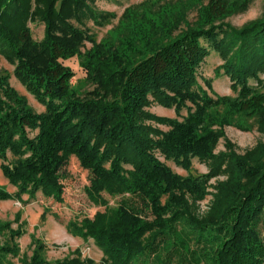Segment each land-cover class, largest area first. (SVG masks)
Returning a JSON list of instances; mask_svg holds the SVG:
<instances>
[{"label": "trees", "instance_id": "obj_1", "mask_svg": "<svg viewBox=\"0 0 264 264\" xmlns=\"http://www.w3.org/2000/svg\"><path fill=\"white\" fill-rule=\"evenodd\" d=\"M192 1L199 3L193 22L169 0L131 5L97 41L84 20L102 25L114 14L95 9L94 0H0V55L43 107L35 110L10 84L9 71H0V171L16 188L0 186V200L26 204L40 192L61 201V169L75 156L89 172V199L103 210L69 220L66 230L91 239L103 252L100 264H264V142L240 154L226 141L225 151L214 152L228 125L264 130V17L237 28L222 20L249 0ZM36 21L44 27L40 41L28 26ZM202 39L220 52L235 95L214 92L208 79L207 89L198 83L197 67L208 55ZM73 57L91 90L71 86L74 72L63 61ZM152 101L173 107L175 117L147 110ZM157 152L186 169L193 157L211 165L181 176ZM218 175L225 179L209 193ZM103 193L128 197L110 206ZM209 194L207 211L198 214L196 201ZM19 220L20 212L15 228L0 220L7 237L0 264H10L7 256L21 264L93 262L78 248L48 260L37 238L31 254L20 255Z\"/></svg>", "mask_w": 264, "mask_h": 264}, {"label": "rangeland", "instance_id": "obj_2", "mask_svg": "<svg viewBox=\"0 0 264 264\" xmlns=\"http://www.w3.org/2000/svg\"><path fill=\"white\" fill-rule=\"evenodd\" d=\"M144 0H94L92 6L103 12L113 13L102 25H97L92 19H85L84 27L88 28L96 40L106 37L117 26V22L123 13L124 9L136 5ZM172 5L178 10L186 8L187 20L193 22L196 18L197 8L199 3L192 0H169ZM166 0H162L161 4ZM174 8V9H175ZM184 11V10H183ZM264 17V0H249L246 7L238 10L237 12L227 16L222 20L223 23L233 27L240 28L246 23L255 19ZM221 22V21H219ZM31 30L32 38L40 41L43 37V23L40 21L28 22ZM183 27V25H182ZM221 34H219V37ZM202 44L208 48V55L205 56L203 61L197 67V81L204 88L207 89L203 82L208 79L211 88L218 94L235 95L236 92L231 88V80L228 75L223 72L220 65L223 63V58L218 50H216L212 43L202 39ZM90 43L85 42V47H89ZM83 50V48H82ZM63 63L69 66L74 75L71 79V86L79 93L91 90L92 84L85 76L84 70L79 66L76 57L64 60ZM14 66L9 64L0 55V71L7 70L10 73V84L18 90L21 94L25 95L28 103L37 111H42L43 107L24 89L19 81L13 76L12 70ZM258 76L264 79V71H260ZM252 86L257 85L256 79L250 77L248 80ZM209 92V91H208ZM210 93V92H209ZM211 94V93H210ZM151 98V96H149ZM160 116L175 117L173 107H167L159 104L157 101H152L150 106L146 108ZM182 115L185 114V109L181 111ZM154 125H157L154 123ZM158 127L166 130L164 125H157ZM226 141L232 144V148L237 153L243 154L248 149L253 148L258 142H264V130L257 128L255 124L250 130H241L235 126L224 127V136L220 137L216 143L214 152L225 151ZM157 157L167 164L174 172L181 176L189 174H199L208 172L211 162L209 160H200L196 157L191 158V165L186 169L177 165L173 160H165L158 152ZM225 179L224 175H218L209 179L210 187L208 192H214L213 185L216 181ZM61 182L64 186V191L61 201H56L51 197H45L40 192H37L35 197L30 199L28 203L24 204L15 199L0 200V220L11 221L12 227L17 226L15 217L17 212H20V220L24 229V234L17 239L20 255H30L32 251L31 241L37 238L42 241L46 247L43 255L48 260L60 259L68 255L74 249H79L82 257L91 259L93 262L89 264H100L103 257V252L99 247L94 245L91 239H82L69 234L66 230V224L69 220L79 221L84 218H92L96 211L103 210L102 206L94 204L88 197L86 189L90 186L89 172L82 168L79 161L75 156H70L66 165L61 169ZM0 186L5 187L8 191L14 192L16 188L11 186L3 177L0 171ZM110 206H115L122 197H128L127 194L123 195H109L103 193ZM23 199L28 196L24 194ZM211 201V195H207L203 200L196 201L195 211L202 214L208 209ZM45 211V218H41V213ZM151 218V216H149ZM6 235L0 236V242L6 240ZM7 261L10 264H21L19 257L7 256ZM108 264V263H106Z\"/></svg>", "mask_w": 264, "mask_h": 264}]
</instances>
